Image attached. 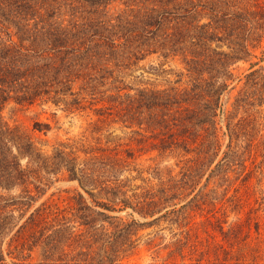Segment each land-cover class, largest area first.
I'll return each mask as SVG.
<instances>
[{
  "label": "rangeland",
  "instance_id": "374dc122",
  "mask_svg": "<svg viewBox=\"0 0 264 264\" xmlns=\"http://www.w3.org/2000/svg\"><path fill=\"white\" fill-rule=\"evenodd\" d=\"M188 1L179 0L181 8L177 11L173 7L178 2L164 4L177 13L163 28L171 29L169 50L161 49L165 40L158 38L160 44L154 43L152 49L159 52L139 61H129L130 53L136 51L131 49L113 57L80 61L76 65L81 67L73 68L79 71L72 77L74 95L53 93L31 105L11 103L2 120L27 135L36 149L39 158H22L23 166L38 170L48 187L36 207L47 200L65 207L76 191L89 199L86 191H93L92 186L84 189L58 166L59 152L70 154L74 148H97L110 163L119 158L121 170L109 174L112 181L115 176L123 181L128 198L154 199L150 209L158 213L154 218L133 214V219L145 226L140 227L133 239L136 244L119 264H264V23L251 15L247 17L250 25L239 18L242 10L264 11V0ZM155 5L149 0H49L45 17L79 37L91 34L94 23L106 22L117 39L129 31L118 17L127 19L134 15L131 10L145 15ZM184 10L191 11L184 15ZM165 51L169 56L161 55ZM48 54L41 63L50 64ZM195 56H200L202 65L188 63ZM59 57L58 62H67L72 55L59 52ZM254 63L259 64L251 69ZM68 69L65 63L62 75ZM199 80L229 85L218 117L221 147L211 155L186 154L180 149L153 150V134L148 129L157 123L161 111L144 109L137 121L143 123L139 127L107 116L108 109L119 101V89L122 97H141L147 90L191 89ZM129 150L135 159L128 167ZM86 158L90 163L92 156L83 153L79 163H85ZM201 189L202 196L181 210ZM94 193L100 201L108 202L99 191ZM173 208L178 212L171 214ZM147 211L152 213L143 210ZM128 213H133L132 209L119 215ZM66 248L63 258L77 256L78 250ZM28 255L26 252L24 256ZM44 256V251L37 249L32 262L45 261ZM6 259V264H16L13 258ZM77 259L86 260L80 256Z\"/></svg>",
  "mask_w": 264,
  "mask_h": 264
},
{
  "label": "trees",
  "instance_id": "16d2710c",
  "mask_svg": "<svg viewBox=\"0 0 264 264\" xmlns=\"http://www.w3.org/2000/svg\"><path fill=\"white\" fill-rule=\"evenodd\" d=\"M48 1L0 0V264H6L7 256L13 258L16 264H80L79 261L84 264H119L136 244L133 239L140 227L145 226L133 219V214L154 218L158 214L150 210L155 204L154 199L139 201L138 197L134 200L128 198L123 181H119L116 176L115 181H112L109 174L119 169V158L110 163L97 148L84 151L74 148L70 154L64 150L59 152L58 166L69 172V180L79 181L84 189L88 184L92 186L93 191H86L89 199L76 191L65 207L51 200L36 207L46 195L45 188L48 187L38 170L23 166L22 158L33 161L34 156L39 157L31 139L18 128L5 124L2 115L11 103L31 105L53 93L56 96L61 93L74 95L72 77L78 76L79 71L73 68L81 67L76 65L80 61L113 57L123 49L136 50L130 53L129 61L134 58L139 61L141 57L159 52L152 49L154 43L160 44L158 38L165 40L164 44H160L161 49L169 50L171 29L163 28L167 23H172L171 18L177 13L164 7V4L173 6V2L179 0H149L156 5L145 15L131 10L134 15L127 19L118 17L123 25L129 27V31L117 39L106 22L104 27L98 22L94 23L91 34L83 33L81 37L49 22L45 17V3ZM180 6L179 3L173 8L177 11ZM190 11L184 10V15ZM250 15L264 23V11L249 13L242 10L239 18L250 25L252 22L247 19ZM59 52H67L72 58L67 62L63 59L58 62ZM47 54L50 64L45 65L40 60ZM161 55L169 56L167 51ZM65 63L69 69L62 75L61 68L65 67ZM188 63H194V67L203 64L200 56L193 57ZM258 64H252L251 69ZM228 88L227 83L206 84L199 80L191 89L147 90L142 91L141 97H122V90L119 89V101L108 109L111 111L107 116H115L122 124H131L130 127H139L143 123L137 121L143 117L144 109L161 111L157 123L149 127L153 130L148 129L153 134V150L180 149L186 154L211 155L212 151L221 147L218 117ZM175 116L178 118L175 119ZM227 118L228 129L231 130L230 117ZM48 128L46 125L45 130ZM144 143L140 141V144ZM80 153L92 156L90 163H87V158L85 163H79ZM127 154L129 167L135 154L132 150ZM96 190L108 202L97 199ZM199 196H202V189L181 210L189 207ZM172 199L165 197V200ZM145 208L152 213L143 212ZM128 209H132L133 213L119 215ZM177 212L173 208L170 213ZM256 230L260 232V225H257ZM7 239L6 254L3 245ZM66 247L73 248V252L78 250L77 256L71 260L63 258L67 254ZM37 249L44 251L45 261L32 262V254ZM26 252L30 253L27 257L24 256ZM78 256L86 260H78ZM89 258L92 262H88Z\"/></svg>",
  "mask_w": 264,
  "mask_h": 264
}]
</instances>
